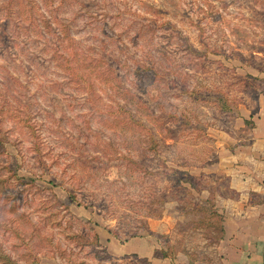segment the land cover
<instances>
[{"label":"rangeland","instance_id":"374dc122","mask_svg":"<svg viewBox=\"0 0 264 264\" xmlns=\"http://www.w3.org/2000/svg\"><path fill=\"white\" fill-rule=\"evenodd\" d=\"M261 72L264 0H0V253L148 264L119 243L172 214L157 255L206 258L201 169Z\"/></svg>","mask_w":264,"mask_h":264},{"label":"crops","instance_id":"0c3cea01","mask_svg":"<svg viewBox=\"0 0 264 264\" xmlns=\"http://www.w3.org/2000/svg\"><path fill=\"white\" fill-rule=\"evenodd\" d=\"M260 76L264 77V72ZM262 89L254 101L238 108L240 126L245 127L247 122V131L220 135L215 160H208V166L201 169L202 175H215L216 181L204 186L202 193L211 196L209 201L223 218L222 237L213 246L203 248L206 258L189 259L193 248L188 247L186 255H157L159 237L174 234L176 217L172 214L150 220V234L129 239L138 240L141 246L122 250L129 240L119 243L115 256L134 254L148 264H264V86ZM207 203L206 199L203 204ZM200 240L201 244L206 241Z\"/></svg>","mask_w":264,"mask_h":264},{"label":"trees","instance_id":"16d2710c","mask_svg":"<svg viewBox=\"0 0 264 264\" xmlns=\"http://www.w3.org/2000/svg\"><path fill=\"white\" fill-rule=\"evenodd\" d=\"M201 211H204V216L201 219V223L206 222V228L207 229H213L216 232V238H213L214 243H217L223 234V227L222 222L223 218L222 216L217 213V211L214 209V204H212L210 201L206 205H203L202 208H200ZM205 220V221H204ZM146 229L148 228L147 225H145ZM137 233H131L129 234L128 238L136 237ZM114 237L118 238L116 234H113ZM97 239V236L95 237ZM208 239V238H207ZM164 256H167V254L163 253ZM0 260H4L3 264H16L10 258L6 255H2L0 253Z\"/></svg>","mask_w":264,"mask_h":264}]
</instances>
